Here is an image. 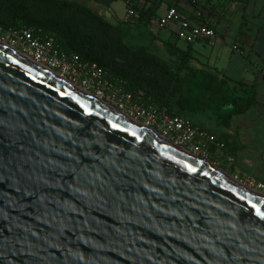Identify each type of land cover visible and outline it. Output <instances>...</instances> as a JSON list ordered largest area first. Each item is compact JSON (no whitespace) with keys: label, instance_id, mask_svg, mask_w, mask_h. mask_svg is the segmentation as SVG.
<instances>
[{"label":"water","instance_id":"water-1","mask_svg":"<svg viewBox=\"0 0 264 264\" xmlns=\"http://www.w3.org/2000/svg\"><path fill=\"white\" fill-rule=\"evenodd\" d=\"M254 193L0 47V264H264Z\"/></svg>","mask_w":264,"mask_h":264},{"label":"trees","instance_id":"trees-1","mask_svg":"<svg viewBox=\"0 0 264 264\" xmlns=\"http://www.w3.org/2000/svg\"><path fill=\"white\" fill-rule=\"evenodd\" d=\"M143 13L139 25L155 22L154 13ZM128 24L110 23L75 0H0V27H28L41 37L54 39L60 50L97 64L126 91L142 92L169 115L191 120L192 114L212 112L219 127L229 128L234 117L257 104L255 84L232 81L214 69L195 66L191 47L182 50L163 43V57L157 54L155 39L150 46L127 45L124 30Z\"/></svg>","mask_w":264,"mask_h":264},{"label":"crops","instance_id":"crops-1","mask_svg":"<svg viewBox=\"0 0 264 264\" xmlns=\"http://www.w3.org/2000/svg\"><path fill=\"white\" fill-rule=\"evenodd\" d=\"M75 1L87 4L110 23L125 21L127 7L124 0H120L126 7L120 16L113 7V3L119 0ZM173 5L177 8L181 20H186L194 26L208 24L214 29L215 38L188 43L179 37L178 23L160 28L159 20ZM136 8V15L128 21L129 23L139 25L140 12L155 14V22L149 26V30L151 40L155 39L154 43L158 46L161 56L166 57L163 43H171L182 50L191 47L195 66L214 69L232 81L256 85L257 104L247 113L234 117L229 128H222L218 133L211 132L226 146L223 150L213 148L212 152L217 157L219 167L225 170L228 168V172L237 179L246 183L253 180L263 184L264 0H208L201 8H196L188 0H139ZM99 9L103 10L104 15L99 13ZM232 41L230 54L236 58H231L224 64L225 50L228 42ZM232 61L235 62L234 68H230ZM227 157H232L234 162L229 163Z\"/></svg>","mask_w":264,"mask_h":264},{"label":"built area","instance_id":"built-area-1","mask_svg":"<svg viewBox=\"0 0 264 264\" xmlns=\"http://www.w3.org/2000/svg\"><path fill=\"white\" fill-rule=\"evenodd\" d=\"M124 1L127 7L124 22H128L135 17L139 0ZM188 1L196 8H201L208 0ZM174 23L179 24V37L188 43L215 38V31L208 24L194 26L186 20H181L177 8L173 5L159 20L158 26L165 28ZM0 41L35 65L60 77L70 86L94 97L133 122L142 124L173 146L187 151L206 163L219 167L217 157L213 154L212 149L223 150L226 146L214 135L202 127L196 126L188 118L169 115L165 110L151 104L142 92L126 91L120 81L111 78L97 64L84 62L78 56L60 50L55 45L54 39L41 37L28 27L19 30H5L0 27ZM227 161L234 162L232 157H227ZM246 184L259 190L264 189L262 183L253 180Z\"/></svg>","mask_w":264,"mask_h":264},{"label":"rangeland","instance_id":"rangeland-1","mask_svg":"<svg viewBox=\"0 0 264 264\" xmlns=\"http://www.w3.org/2000/svg\"><path fill=\"white\" fill-rule=\"evenodd\" d=\"M113 7H114V10H116V14H118L119 16L123 15L122 13H123L124 9L126 8L123 5V2L120 0L113 3ZM99 13L104 15L103 10H101V9H99ZM124 31H125L124 32V39H125V42L127 43V45H129V46H138V45L150 46L151 32L149 30V26H146V25L139 26V25H136L135 23H130L127 26H125ZM232 45H233V41L228 42V46L225 50V56H224L225 58H223L224 64H227V62L231 58H236L235 55H232V57H231V54H230V50H231ZM208 48L209 47H206V49H208ZM153 51H155V50L153 49ZM157 54L161 55V53H159V52H157ZM218 63L220 64L221 62H218ZM234 64H235V62L232 61L230 68L231 67L234 68L235 67ZM190 118L192 121L199 124L203 129H205L207 131H210L213 133H218L219 130L222 129L221 127H219L218 121L216 120V118L212 112L195 113V114H192L190 116ZM217 168L220 169L222 172L228 174V175L234 176L233 174L229 173L230 171L226 167H224V168H226V170L222 169L221 167H218V166H217ZM238 180L241 181L240 179H238ZM241 182L246 184V182H244V181H241ZM248 187L257 190L259 194L263 195L262 198H264V189L259 190L257 188L251 187V186H248Z\"/></svg>","mask_w":264,"mask_h":264},{"label":"bare ground","instance_id":"bare-ground-1","mask_svg":"<svg viewBox=\"0 0 264 264\" xmlns=\"http://www.w3.org/2000/svg\"><path fill=\"white\" fill-rule=\"evenodd\" d=\"M0 47H2V48H4L5 50H7V51H9V52H11V53H15V54H17L18 56H20V57H22L23 59H25V60H27V61H29L27 58H25L24 56H22L21 54H19L18 52H16L15 50H13V49H11L7 44H5L4 42H2V41H0ZM44 70H46V69H44ZM47 72L48 73H51L50 71H48L47 70ZM52 74V73H51ZM56 76V75H55ZM57 78L58 79H60L61 81H63L60 77H58L57 76ZM64 82V81H63ZM118 114H120V113H118ZM121 116H123V117H125L124 115H122V114H120ZM125 118H127V117H125ZM128 119V118H127ZM135 122V121H134ZM137 123V122H136ZM139 124V123H138ZM140 125H142V124H140ZM143 126V125H142ZM145 129H147L145 126H143ZM151 133H153L156 137H158V138H160L161 139V137L160 136H158L156 133H154V132H152V131H150ZM256 196H258L263 202H264V198H262V196L263 195H261V194H258V193H254Z\"/></svg>","mask_w":264,"mask_h":264}]
</instances>
